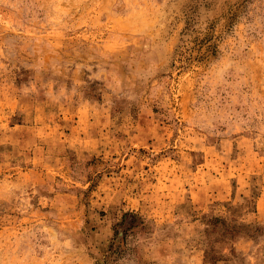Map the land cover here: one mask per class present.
Instances as JSON below:
<instances>
[{
    "label": "rangeland",
    "instance_id": "1",
    "mask_svg": "<svg viewBox=\"0 0 264 264\" xmlns=\"http://www.w3.org/2000/svg\"><path fill=\"white\" fill-rule=\"evenodd\" d=\"M0 264H264V0H0Z\"/></svg>",
    "mask_w": 264,
    "mask_h": 264
}]
</instances>
